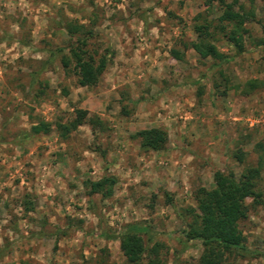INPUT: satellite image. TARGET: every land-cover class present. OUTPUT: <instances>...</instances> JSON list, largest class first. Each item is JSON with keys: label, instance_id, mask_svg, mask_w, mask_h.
Here are the masks:
<instances>
[{"label": "rangeland", "instance_id": "obj_1", "mask_svg": "<svg viewBox=\"0 0 264 264\" xmlns=\"http://www.w3.org/2000/svg\"><path fill=\"white\" fill-rule=\"evenodd\" d=\"M236 1L253 14L244 50L234 54L216 34L229 59L215 64L182 44L195 38L193 24L217 23V6L204 0H0V264H127L112 237L131 223L146 228V245H162L164 264H197L202 245L183 235L195 189L212 188L215 170L255 164L253 144L264 139V0ZM68 19L106 58L93 86L59 61L55 49L73 41ZM249 79L258 85L244 95ZM74 108L101 126L16 139ZM153 126L166 143L144 151L133 134ZM104 176L114 178L110 195L91 192L89 181ZM256 193L238 221L246 251L224 264H264V164Z\"/></svg>", "mask_w": 264, "mask_h": 264}, {"label": "trees", "instance_id": "obj_2", "mask_svg": "<svg viewBox=\"0 0 264 264\" xmlns=\"http://www.w3.org/2000/svg\"><path fill=\"white\" fill-rule=\"evenodd\" d=\"M204 2L207 8L217 6L219 11L217 23L205 21V23L193 24L192 31L195 33V38L187 43L182 42L183 48H191L200 58L217 61L215 64L225 62L229 59V55L219 51L213 43L216 39L215 35L220 34L234 50V54H241L244 50L243 35L247 33L243 21L252 18V12L248 13L236 0H204ZM63 28L65 34L73 41H70L65 48L55 49L60 54L61 65L63 67L71 65L79 86L95 85L105 67V56L95 57L96 51L88 48V39L92 34L83 23L68 19ZM260 44L264 45V40L256 45ZM170 53L173 58L180 59V53L176 49H172ZM257 85L255 79L245 81L243 94H248ZM82 123H87L92 130L101 126L96 114L74 108L72 118L65 122L59 120L50 123L38 120L30 125L28 131H20L15 137L21 141L39 133L47 134L51 126L61 137H65L70 130ZM133 138L138 140V146L142 150L158 151L164 148L167 134L162 128L153 126L136 131ZM253 150L257 153L255 164L245 165L237 175L233 171L215 170L212 173V188L197 187L193 193L195 206L185 209L190 220L186 223L183 235L186 240L197 239L202 245L197 264H224L227 255L246 251L238 221L246 217L247 206L244 199L246 197L254 199L257 196L260 166L264 164V139L255 142ZM232 157L238 162H243V150L237 148L232 153ZM113 183L114 178L106 176L96 181H89L90 191L101 192L103 196H108ZM145 230L144 226L131 223L125 225L112 238L118 240L119 249L127 264H164L159 254L162 245L154 242L148 246L143 242L140 233Z\"/></svg>", "mask_w": 264, "mask_h": 264}]
</instances>
